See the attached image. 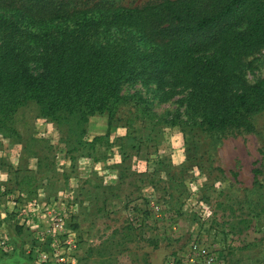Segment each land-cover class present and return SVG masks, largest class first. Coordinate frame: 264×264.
I'll return each instance as SVG.
<instances>
[{
  "label": "rangeland",
  "instance_id": "1",
  "mask_svg": "<svg viewBox=\"0 0 264 264\" xmlns=\"http://www.w3.org/2000/svg\"><path fill=\"white\" fill-rule=\"evenodd\" d=\"M100 1L141 6L159 0L68 2ZM0 14L17 17L2 8ZM237 73L247 84L263 78L264 47L243 56ZM186 95L169 83L158 89L153 82H126L111 124L106 113L89 117L85 134L71 146L27 102L15 115L21 138L0 133V194L73 201L67 225L77 237V264H208L200 247L214 264H264V109L245 126L206 132ZM125 117L133 120L131 133ZM31 136L42 138L35 145L42 159L37 168L38 160L22 150ZM10 215L0 220V230L13 251L41 264L28 249L45 248L46 241L35 240ZM18 227L16 242L10 233Z\"/></svg>",
  "mask_w": 264,
  "mask_h": 264
},
{
  "label": "trees",
  "instance_id": "2",
  "mask_svg": "<svg viewBox=\"0 0 264 264\" xmlns=\"http://www.w3.org/2000/svg\"><path fill=\"white\" fill-rule=\"evenodd\" d=\"M68 1L0 5L17 13L0 14V133L6 137L21 138L15 115L32 101L39 117L74 145L89 117L106 113L111 124L123 84L136 80L187 89L185 101L206 132L245 126L264 109V77L247 84L237 73L243 56L264 47V0L85 7ZM125 121L131 133L133 120ZM41 141H22L39 165Z\"/></svg>",
  "mask_w": 264,
  "mask_h": 264
},
{
  "label": "built area",
  "instance_id": "3",
  "mask_svg": "<svg viewBox=\"0 0 264 264\" xmlns=\"http://www.w3.org/2000/svg\"><path fill=\"white\" fill-rule=\"evenodd\" d=\"M0 194V220L10 214L11 222L28 229L35 240L46 241V247L34 244L28 249L41 264H77V237L67 220L74 213L73 201L53 200L41 203L36 198L14 193ZM2 224V222H1ZM3 225V224H2ZM9 235L0 230V257L13 252ZM198 253L204 256L208 264H214V256L206 247H200Z\"/></svg>",
  "mask_w": 264,
  "mask_h": 264
},
{
  "label": "crops",
  "instance_id": "4",
  "mask_svg": "<svg viewBox=\"0 0 264 264\" xmlns=\"http://www.w3.org/2000/svg\"><path fill=\"white\" fill-rule=\"evenodd\" d=\"M27 163L28 162H26V164ZM15 164H16V162H15ZM31 165H32V163H31ZM27 167H29V165ZM37 167H39V162L36 163V168ZM13 168L16 170L15 173H14L15 176H17V173H18L17 167H13ZM31 168H33V167L31 166ZM3 179L6 180L5 177H3ZM35 184H37V182ZM35 190L39 192V190H41V189H39V187L37 186V188ZM60 195L63 196V195H66V193L65 192H61ZM39 196H42V195L39 193ZM76 209H77L76 211L78 212L79 206L76 207ZM20 229L21 228L18 227L15 232L11 231V233H10L11 238L14 241H16V242H19L18 241L19 237H20V235H22V232H21L22 229L21 230ZM34 263L35 262H32V261L28 260L27 258H25L24 256H22L17 249L15 251H13V253H10L7 256L0 257V264H34Z\"/></svg>",
  "mask_w": 264,
  "mask_h": 264
}]
</instances>
